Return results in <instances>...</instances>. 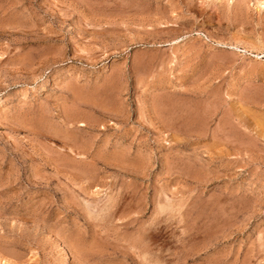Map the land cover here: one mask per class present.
<instances>
[{
    "label": "rangeland",
    "instance_id": "374dc122",
    "mask_svg": "<svg viewBox=\"0 0 264 264\" xmlns=\"http://www.w3.org/2000/svg\"><path fill=\"white\" fill-rule=\"evenodd\" d=\"M0 264H264V0H0Z\"/></svg>",
    "mask_w": 264,
    "mask_h": 264
},
{
    "label": "bare ground",
    "instance_id": "6f19581e",
    "mask_svg": "<svg viewBox=\"0 0 264 264\" xmlns=\"http://www.w3.org/2000/svg\"><path fill=\"white\" fill-rule=\"evenodd\" d=\"M145 256H147V255H145Z\"/></svg>",
    "mask_w": 264,
    "mask_h": 264
}]
</instances>
